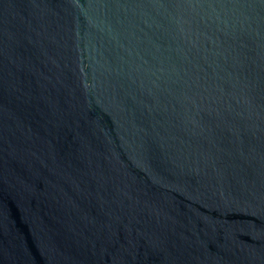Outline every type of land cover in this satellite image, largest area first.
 Instances as JSON below:
<instances>
[{
	"label": "water",
	"instance_id": "obj_1",
	"mask_svg": "<svg viewBox=\"0 0 264 264\" xmlns=\"http://www.w3.org/2000/svg\"><path fill=\"white\" fill-rule=\"evenodd\" d=\"M0 264H264V0H0Z\"/></svg>",
	"mask_w": 264,
	"mask_h": 264
}]
</instances>
